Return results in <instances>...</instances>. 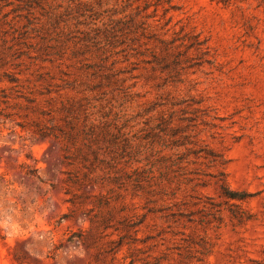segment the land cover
Returning a JSON list of instances; mask_svg holds the SVG:
<instances>
[{
	"label": "rangeland",
	"instance_id": "1",
	"mask_svg": "<svg viewBox=\"0 0 264 264\" xmlns=\"http://www.w3.org/2000/svg\"><path fill=\"white\" fill-rule=\"evenodd\" d=\"M0 264H264V0H0Z\"/></svg>",
	"mask_w": 264,
	"mask_h": 264
}]
</instances>
